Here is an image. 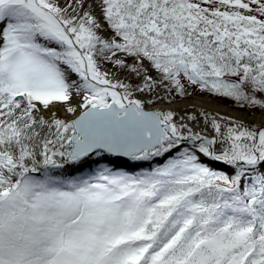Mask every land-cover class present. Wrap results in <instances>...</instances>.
<instances>
[{"label":"snow or ice","instance_id":"6c2138e0","mask_svg":"<svg viewBox=\"0 0 264 264\" xmlns=\"http://www.w3.org/2000/svg\"><path fill=\"white\" fill-rule=\"evenodd\" d=\"M0 264H264V0H0Z\"/></svg>","mask_w":264,"mask_h":264}]
</instances>
